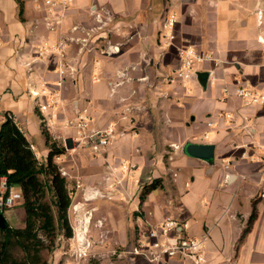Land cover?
I'll use <instances>...</instances> for the list:
<instances>
[{
  "label": "crops",
  "instance_id": "0c3cea01",
  "mask_svg": "<svg viewBox=\"0 0 264 264\" xmlns=\"http://www.w3.org/2000/svg\"><path fill=\"white\" fill-rule=\"evenodd\" d=\"M168 13L177 15V23L167 47L163 23ZM96 15L110 22L92 32L99 26ZM60 40L66 44L64 55H39L41 44ZM183 46L213 54L221 63L198 64L190 82L170 83ZM108 48L114 52L106 54ZM61 68L67 72L60 88L63 103L56 109L58 119L46 128L29 92L54 85ZM238 83L264 94V0H74L54 31L47 29L34 0H0V126L6 113L13 116L45 161L44 122L66 149L56 163L86 200L108 191L117 179L122 181L118 192H128L131 178L128 246L150 224L170 217L187 223L186 235L207 236L210 264H264V105L237 98ZM85 108L91 128L114 123L123 133L98 155L71 140L74 129L68 122ZM190 144L213 146L214 157L188 155ZM124 168H131L130 177ZM156 179L161 187L141 204L143 186ZM254 203L257 219L240 242ZM20 207L16 212L23 215ZM107 220L119 229L112 216ZM107 240L102 251L119 243L109 235ZM123 262L151 264L128 258L117 264Z\"/></svg>",
  "mask_w": 264,
  "mask_h": 264
},
{
  "label": "built area",
  "instance_id": "2783aa9c",
  "mask_svg": "<svg viewBox=\"0 0 264 264\" xmlns=\"http://www.w3.org/2000/svg\"><path fill=\"white\" fill-rule=\"evenodd\" d=\"M38 10L43 12L45 25L48 30L54 31L62 26L68 17V11L74 3V0H34ZM98 27L94 30L103 28L109 19L102 18L101 15H96ZM177 23V15L168 13L163 23V37L165 44L172 45L174 38V28ZM77 30V27L74 28ZM166 31V32H165ZM87 39H83L86 43L91 39V33ZM66 44L64 40H60L54 44L45 42L38 47L41 57L47 54H57L62 56L65 54ZM113 48H108L106 54L113 53ZM179 66L173 72V77L170 78V83L180 82L187 83L193 78V71L196 65L204 62H215V65H220L221 61L214 58L213 54H203L193 46H183L178 50ZM59 80L54 85L44 83V88L41 91H30L29 95L33 98L43 115L46 128L53 125L54 120L58 119L56 109L63 103L60 88L63 86L67 72L66 69L58 70ZM212 75V73H210ZM125 77V74H122ZM122 81L117 85H121ZM224 93L228 94L229 89L224 88ZM234 94L237 98L243 100L250 105H264V94L259 93L255 88L238 83L234 88ZM11 116V115H10ZM92 117L88 108L83 109L73 121L68 122V126L74 129V134L71 137L72 143L83 148H88L95 155L101 154L104 150L114 145L117 138L122 135L119 132L116 124L109 123L101 129L91 128ZM211 125V124H210ZM123 166V165H122ZM123 168V167H122ZM228 169L229 166H226ZM123 170L129 172V168ZM65 176L66 172L62 171ZM122 181L117 179L110 187L113 194L121 186ZM81 184H77L80 188ZM111 196V195H110ZM109 196V197H110ZM106 198L104 193L95 192L93 198ZM261 197L264 199V190L261 192ZM22 198L19 191L14 190L7 184L5 177L0 179V214L11 208H14L16 201ZM89 218L86 217L78 220V225L74 228V235L68 241V248L64 252L67 255L65 264H90V261L95 258L98 264H117V261L128 258L132 261L143 260L151 264H161L164 261L175 259L179 260L180 264H210L205 254V244L207 236L191 237L185 234L187 223L177 221L173 218H165L157 224H150L145 234H142L136 242L128 247L116 245L109 249L106 254L95 250V246L103 245L107 239L102 235L98 241H93L89 237L87 224ZM92 219V218H91ZM101 224V222H99ZM96 251V252H95ZM109 258V261L105 258Z\"/></svg>",
  "mask_w": 264,
  "mask_h": 264
},
{
  "label": "trees",
  "instance_id": "16d2710c",
  "mask_svg": "<svg viewBox=\"0 0 264 264\" xmlns=\"http://www.w3.org/2000/svg\"><path fill=\"white\" fill-rule=\"evenodd\" d=\"M42 129L49 148L45 161L39 160L13 116L6 113L0 126V179L5 177L9 187L20 190L25 215L22 227L7 223L5 230L0 229V264H49L45 255L54 252L58 239L73 237L69 219L73 190L55 160L66 149L52 139L44 122ZM161 183L156 179L143 186L140 203L161 187ZM257 216L254 203L240 242L253 227Z\"/></svg>",
  "mask_w": 264,
  "mask_h": 264
},
{
  "label": "rangeland",
  "instance_id": "374dc122",
  "mask_svg": "<svg viewBox=\"0 0 264 264\" xmlns=\"http://www.w3.org/2000/svg\"><path fill=\"white\" fill-rule=\"evenodd\" d=\"M37 120L39 125L40 122H42V118ZM31 142H33L32 139ZM37 145H39V142ZM39 147H41V144ZM128 173L130 177L131 168H129ZM146 177L147 176H145L143 179H146ZM71 188L73 190V203L69 210V219L73 228V235L74 228H76L78 225V220L91 217L92 219L89 218L88 222L90 223L87 224V227L89 231V237H91L93 241H98L102 235L106 236L108 239L109 235L110 241L115 243L117 240H119V243H115L116 245L121 247L131 245V178L129 180L128 192H118V190H116L113 194H110L113 191H111V189H107L108 191H105V189L103 192L106 195V198L92 197L90 199L87 198L86 200L85 194L82 191L76 194V190L73 185ZM14 190L19 191L17 188H14ZM86 195L88 196L89 194ZM22 203L23 199L21 198L16 201L15 207L12 208L13 211L6 212V216L13 227H22L24 225V213L21 215L19 212H16L21 208L20 206ZM108 216H112L115 221L118 222V230L114 229V222L112 223L107 220ZM99 222H101V224H99ZM115 236H117L119 239H116ZM107 239L105 243L109 241ZM68 241L69 240L64 238L58 239L54 252L52 254L45 255L49 264H65L67 262V255H65L64 252L68 248ZM104 245L105 244L95 246V250L97 252L100 251L101 249L99 248L104 247ZM100 252L106 254L108 251L101 250ZM106 260L109 261V258L106 257L104 261ZM90 264H98V261L93 258L90 261ZM122 264H124V262Z\"/></svg>",
  "mask_w": 264,
  "mask_h": 264
},
{
  "label": "water",
  "instance_id": "95a60500",
  "mask_svg": "<svg viewBox=\"0 0 264 264\" xmlns=\"http://www.w3.org/2000/svg\"><path fill=\"white\" fill-rule=\"evenodd\" d=\"M188 155L211 160L214 157V147L210 145H193L190 144L186 147ZM7 228V220L4 214H0V229L5 230Z\"/></svg>",
  "mask_w": 264,
  "mask_h": 264
},
{
  "label": "bare ground",
  "instance_id": "6f19581e",
  "mask_svg": "<svg viewBox=\"0 0 264 264\" xmlns=\"http://www.w3.org/2000/svg\"><path fill=\"white\" fill-rule=\"evenodd\" d=\"M90 223V222H89Z\"/></svg>",
  "mask_w": 264,
  "mask_h": 264
}]
</instances>
